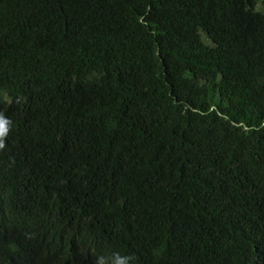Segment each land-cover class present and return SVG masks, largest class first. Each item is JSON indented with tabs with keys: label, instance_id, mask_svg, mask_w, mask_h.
<instances>
[{
	"label": "trees",
	"instance_id": "obj_1",
	"mask_svg": "<svg viewBox=\"0 0 264 264\" xmlns=\"http://www.w3.org/2000/svg\"><path fill=\"white\" fill-rule=\"evenodd\" d=\"M0 264H264V0H0Z\"/></svg>",
	"mask_w": 264,
	"mask_h": 264
},
{
	"label": "clouds",
	"instance_id": "obj_2",
	"mask_svg": "<svg viewBox=\"0 0 264 264\" xmlns=\"http://www.w3.org/2000/svg\"><path fill=\"white\" fill-rule=\"evenodd\" d=\"M2 128H3V124H2V122H0V135L3 134ZM2 147H3V143L0 142V148H2Z\"/></svg>",
	"mask_w": 264,
	"mask_h": 264
}]
</instances>
